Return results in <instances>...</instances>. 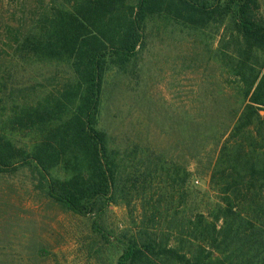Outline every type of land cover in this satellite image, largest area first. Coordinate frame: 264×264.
<instances>
[{
    "label": "trees",
    "instance_id": "obj_1",
    "mask_svg": "<svg viewBox=\"0 0 264 264\" xmlns=\"http://www.w3.org/2000/svg\"><path fill=\"white\" fill-rule=\"evenodd\" d=\"M175 45L182 105L152 91ZM22 168L114 264H264V0H0V175Z\"/></svg>",
    "mask_w": 264,
    "mask_h": 264
},
{
    "label": "rangeland",
    "instance_id": "obj_2",
    "mask_svg": "<svg viewBox=\"0 0 264 264\" xmlns=\"http://www.w3.org/2000/svg\"><path fill=\"white\" fill-rule=\"evenodd\" d=\"M177 45L172 46L154 94L162 93L167 100L182 105V93L196 88V75L192 70L174 69L170 58H178ZM181 47V46H180ZM180 71V73H179ZM181 92V94H179ZM198 181V182H197ZM196 183L206 187L200 179ZM47 200L37 188V182L28 168L13 174L0 175V226L5 221L13 224L8 240L0 227V260L4 264H36L25 261L27 247L33 240L44 243L49 251L47 261L37 264H114L116 251L110 245L99 254L89 247L90 219L58 208L47 207ZM109 223L120 225L127 219L124 207H113L108 214ZM2 235V236H1ZM27 251V252H26Z\"/></svg>",
    "mask_w": 264,
    "mask_h": 264
},
{
    "label": "built area",
    "instance_id": "obj_3",
    "mask_svg": "<svg viewBox=\"0 0 264 264\" xmlns=\"http://www.w3.org/2000/svg\"><path fill=\"white\" fill-rule=\"evenodd\" d=\"M198 182V181H197Z\"/></svg>",
    "mask_w": 264,
    "mask_h": 264
}]
</instances>
